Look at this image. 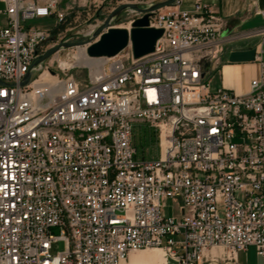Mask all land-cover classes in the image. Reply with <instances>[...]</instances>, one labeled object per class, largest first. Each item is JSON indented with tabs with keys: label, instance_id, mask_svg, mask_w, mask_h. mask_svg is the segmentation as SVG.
Segmentation results:
<instances>
[{
	"label": "built area",
	"instance_id": "1",
	"mask_svg": "<svg viewBox=\"0 0 264 264\" xmlns=\"http://www.w3.org/2000/svg\"><path fill=\"white\" fill-rule=\"evenodd\" d=\"M62 1L0 0V264H126L145 249L239 264L248 248L264 264L263 51L247 94L212 88L223 21L204 0H178L148 19L162 30L153 53L128 46L85 79L59 65L61 78L35 63L67 20ZM40 19L54 27L29 25ZM134 124L158 133V162L134 159Z\"/></svg>",
	"mask_w": 264,
	"mask_h": 264
},
{
	"label": "rangeland",
	"instance_id": "2",
	"mask_svg": "<svg viewBox=\"0 0 264 264\" xmlns=\"http://www.w3.org/2000/svg\"><path fill=\"white\" fill-rule=\"evenodd\" d=\"M166 0H63L61 7L66 9L68 17L62 25L58 26V35L51 37L48 48L55 47L63 42L78 43V41H86L87 39H81V37L74 38L79 31H87L92 29L93 26H101L107 19V16L115 10L116 7L122 4H132L139 8H148L155 3L164 2ZM142 17V14L133 10H126L111 22V26L116 28H125L128 31L131 29V23ZM29 25L32 27L40 28L42 30L52 29L54 26L53 20H32ZM97 27V28H98ZM84 49V48H83ZM85 53V52H84ZM78 57L77 48H65L58 53L52 55L48 61L44 63L46 66H50L53 71L58 72L59 64L63 62L71 65ZM69 71H66L68 75H73L77 79H85L89 74L91 67L86 65H75L73 69L64 67ZM59 77L63 78L61 72H58ZM59 79V78H58ZM61 80V79H60ZM217 84L216 79H212L211 86L215 87ZM132 144L136 148L135 160L137 161H149L158 162L161 157V145L159 142L158 133L152 128L146 125L134 124L132 128ZM162 216L164 218L174 217L177 215V206L171 200L163 202ZM57 233V230L55 231ZM64 249V244L58 242L52 248V253L61 252ZM247 252H240L238 254L239 264H263L262 259L256 255V251L253 248H248Z\"/></svg>",
	"mask_w": 264,
	"mask_h": 264
},
{
	"label": "crops",
	"instance_id": "3",
	"mask_svg": "<svg viewBox=\"0 0 264 264\" xmlns=\"http://www.w3.org/2000/svg\"><path fill=\"white\" fill-rule=\"evenodd\" d=\"M223 21L217 46V59L210 71V82L216 79L214 88L222 87L237 95L249 91L250 82L259 77L260 66L255 62L264 44L259 33L264 29V0H204ZM190 9V3L183 4ZM3 4L0 3V12ZM5 18L0 15V26ZM126 264H174L167 261L161 250L132 252Z\"/></svg>",
	"mask_w": 264,
	"mask_h": 264
},
{
	"label": "water",
	"instance_id": "4",
	"mask_svg": "<svg viewBox=\"0 0 264 264\" xmlns=\"http://www.w3.org/2000/svg\"><path fill=\"white\" fill-rule=\"evenodd\" d=\"M178 0H166L164 2L155 3L148 8H139L132 4H122L115 8L103 22L101 26L96 28L90 39L86 41H78V43L63 42L56 45L40 56L35 65L43 64L48 59L65 48L85 47V55L91 59L94 58H111L117 56L124 51L128 46L132 49V54L135 59L147 56L154 51L156 42L162 36V30L149 28L148 19L155 11L163 10L174 5ZM133 10L142 14L131 24V29L128 31L123 28L111 26V22L119 17L123 11ZM204 70H209L208 63H204ZM34 77L33 74H28L24 81L20 84L21 87L29 85ZM1 85V83H0Z\"/></svg>",
	"mask_w": 264,
	"mask_h": 264
},
{
	"label": "bare ground",
	"instance_id": "5",
	"mask_svg": "<svg viewBox=\"0 0 264 264\" xmlns=\"http://www.w3.org/2000/svg\"><path fill=\"white\" fill-rule=\"evenodd\" d=\"M77 49H78V57L76 58L75 62L73 64H71V65L63 62L62 64H59L60 67L64 68V67L68 66V68H73L74 64L78 65V67H79V65H86L87 67H91L92 68V71L91 70L90 71H91L92 76H94V74L99 72V68L103 64V60H101V58L91 59L88 56H86L85 53H84L85 52V47H78ZM40 79H42L44 81H47V82H50L51 85H54L58 81H61L56 76H50L49 74L45 73L44 71L41 72ZM145 250H158V251H161L160 249H145ZM136 252H140V251H136Z\"/></svg>",
	"mask_w": 264,
	"mask_h": 264
},
{
	"label": "flooded vegetation",
	"instance_id": "6",
	"mask_svg": "<svg viewBox=\"0 0 264 264\" xmlns=\"http://www.w3.org/2000/svg\"><path fill=\"white\" fill-rule=\"evenodd\" d=\"M136 20V19H135Z\"/></svg>",
	"mask_w": 264,
	"mask_h": 264
}]
</instances>
